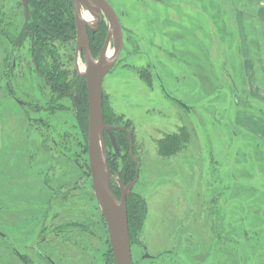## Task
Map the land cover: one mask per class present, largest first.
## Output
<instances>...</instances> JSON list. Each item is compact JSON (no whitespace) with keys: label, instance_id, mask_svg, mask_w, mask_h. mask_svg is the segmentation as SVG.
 Returning <instances> with one entry per match:
<instances>
[{"label":"rangeland","instance_id":"rangeland-1","mask_svg":"<svg viewBox=\"0 0 264 264\" xmlns=\"http://www.w3.org/2000/svg\"><path fill=\"white\" fill-rule=\"evenodd\" d=\"M108 1L120 16L124 46L104 80V107L111 124L133 133L140 175L132 193L147 205L133 260L264 264V234L254 235L264 232V51L251 50L264 36V0ZM4 2L8 12L17 4ZM109 46L113 51V40ZM79 66L85 72L83 54ZM29 77L34 89L39 79ZM51 94L46 85L43 99ZM36 97L29 89L26 100L43 101ZM63 104L64 111L45 113L53 127L43 129L41 155L37 131L20 130L19 109L0 110V231L7 234L0 236V264H21L12 245L21 251V221L30 230L40 208L45 232L73 219L92 225L84 256L44 246L58 264H107L112 244L90 172L88 134L72 101ZM172 137L182 147L169 155L177 146ZM109 150L118 181L132 168L128 144L120 157Z\"/></svg>","mask_w":264,"mask_h":264},{"label":"trees","instance_id":"trees-1","mask_svg":"<svg viewBox=\"0 0 264 264\" xmlns=\"http://www.w3.org/2000/svg\"><path fill=\"white\" fill-rule=\"evenodd\" d=\"M4 6L5 5L1 4L0 1V28L4 27L5 24L6 26L8 24L10 26H17L14 24V22H12L13 20L11 23H4V17L6 16V10ZM23 19L22 25L19 26H23L26 29L25 33L29 43L30 55L32 59L35 60L34 67L44 75L46 83L45 85H47V87H49L52 91V94L45 98L46 105L52 108V112L54 113L64 111L65 105L63 104V101L65 99L67 100L66 92L75 94V119L79 124L80 130L87 137V134L89 133V103L87 82L84 77H81L76 72L69 70L63 64L64 61H71L73 59L71 56L70 59H67V55L71 53V51L74 52L77 38V28L74 18L72 0H29V11L26 15H24ZM16 20L19 21L18 18H16ZM108 33L109 23L104 19L100 23V26L97 30L89 32L91 50L95 57L99 56ZM9 35L11 36V32ZM251 43H253V45H251L252 53H254L256 50V53L264 51V36L263 38L260 36V41L258 43H255L254 41ZM256 59L258 62H262L261 58L259 56L257 57V54ZM27 106L38 108V105L34 102H28ZM104 115L106 122L111 124L108 121L105 107ZM34 121L38 122L37 116L28 113L27 123L31 124ZM44 128L48 130L46 123L44 124ZM113 134L120 147V154L115 152L111 139L107 134L106 137L109 152V166L112 169L111 153L113 152L109 150V147H112L114 154L120 157L122 152V144L127 142L130 162L128 164H130L132 168L126 169L118 174L124 185H127L135 179L137 171L136 162L133 160L130 154V136L126 131L120 129L114 130ZM172 138H174L173 141H175L177 144L179 138ZM44 139H47V137L44 136ZM179 144L180 143H178L177 146L173 144L175 146V151H170L169 155L173 154L182 147V145ZM112 188L115 194L120 196L119 188L115 189L114 185H112ZM128 208L130 235L133 244L136 234H138L142 229L146 219L147 205L141 197L134 196L132 193L128 198ZM236 218H238V214H236ZM248 229H250V227L247 228L245 235H248V232L252 233ZM256 232H254V235L256 236L264 234V232L261 231L259 233L258 231ZM237 234H241V231H238ZM109 259L115 263L113 254H111Z\"/></svg>","mask_w":264,"mask_h":264},{"label":"flooded vegetation","instance_id":"flooded-vegetation-1","mask_svg":"<svg viewBox=\"0 0 264 264\" xmlns=\"http://www.w3.org/2000/svg\"><path fill=\"white\" fill-rule=\"evenodd\" d=\"M0 1L1 4L5 5L4 0H0ZM16 2H17L16 7H11V6L7 7L9 11L11 9V12L5 11L7 17L6 16L4 17L5 18L4 23H11V21L13 20L12 22H14L15 25L17 26L22 25V22L24 20L23 19L24 15H26L29 11V0H28V8L25 7L23 0H16ZM72 4H73L74 18L77 28L76 13H75V6L73 0H72ZM23 11H24V15H23ZM9 13L11 14V17ZM84 14L87 15L88 12H86L83 9L82 10L83 18H84ZM89 15L91 14L89 13ZM104 17L105 18L101 17V21L99 22V25L97 27H96V19H94L95 22L93 25H91V22H88L84 19L86 22L90 24V26L88 27V32L97 30L103 19L108 22V19L106 18L105 15ZM16 18H18L19 21H17ZM17 26L14 25L10 26L9 24L6 26L5 24L4 27L0 28V110L1 109L4 110L8 106H9L8 109H13V110H16L17 108L19 109L20 114L23 116V118H25V122H22L21 121L22 118H20L21 121V124H19L20 130H25V129L30 130L34 128L37 131V139L35 140V143L37 149H39L37 152H39L40 153L39 155H41L43 151V143H44V133H43V129H45L44 124L46 123L48 130H52L51 128L53 127L52 123H47L45 113L54 114V112H52L53 110L52 108L46 105V100L43 99L44 87L46 86L43 84V82H45V79H44V75L41 74L37 70V68L34 67L35 60L32 59L30 55L29 43L27 41V37L25 33L26 29L23 26L22 27L21 26L17 27ZM10 32H11V36L9 35ZM107 37L102 46L99 56L98 57L94 56L96 59L100 58V55L102 54V51L106 45ZM77 45H78V29H77L75 50L74 52L71 51V53L67 55V59H70V56L71 57L74 56V59H72L71 61L66 60L63 62V64L69 70L74 71L79 76L83 77L82 75L79 74V70H80L79 56L80 54H83L85 61L86 58L83 48H81L79 52L77 51ZM71 63H74L75 65V68H73L74 70L67 67V65H70ZM32 73H35V75H37V78L39 79L34 89L31 87L33 85L30 84L32 83V81L29 77V75ZM28 79H30V83L28 82ZM29 89L30 91L33 92L35 96H37L36 98L39 99V101L43 100L40 103L31 101L37 104L38 108L27 106L28 101L26 100V97ZM66 95H67V99L72 101V107L75 108L74 106V98L76 99L75 94L66 92ZM28 113L34 115L36 114L39 122L37 125L33 126V123L31 124L26 123ZM37 156L38 155L35 154V157ZM114 180L115 182H113ZM114 180L112 181V185H114L115 189L119 188L120 196L118 197L121 198V189L119 183L116 179ZM38 186L39 187L36 188V192H35L36 196H39L43 193L44 190L43 181H41ZM33 188H34L33 186H30L31 190ZM58 195L60 194L58 193ZM36 206H38V204ZM41 209L42 208L35 209L36 213L33 215L34 217L32 216L33 219L31 217L32 219L31 223L32 224L33 222L35 223L33 224L34 229L33 227H31L30 230L28 229L29 225L26 222L27 221L26 218H24V221H21L22 224L23 222H25L22 225L23 226L22 242L24 244L21 248V251L17 250V248L13 245L11 248V244L9 243L7 245L9 249L11 248V250L13 249L16 252V254L20 259L21 264H44L45 261L48 262L49 264H58V262H56L53 256L47 252V248L44 246H50L51 249L56 248L59 250V253H61L62 256H66V257H69V255L73 256L75 253H78L82 256L86 255V253L89 251L91 238L92 236H94V234L92 235L91 223L73 219L71 221H63L61 224L59 223L54 224L53 225L54 227L51 230H47V232H45L46 225L44 226V223L47 221H45L44 217L46 215L41 214ZM26 210H28V208H26ZM71 211H72L71 208L68 209L67 214L71 213ZM34 232L35 234L32 237V234ZM50 234H53L54 238L52 241L49 242L47 235ZM0 236H2V238L4 239L7 238L6 233ZM61 237L63 238L61 239ZM31 240L34 241L32 242ZM111 254H113V258H114V252L112 248L110 250V253H108V257L106 258V260H108L107 264H116V262L113 263L109 259ZM161 255L162 254H160L159 256L161 257ZM147 256L152 258L157 257V256H150V254H148ZM181 263H183V261ZM133 264H136L134 260H133Z\"/></svg>","mask_w":264,"mask_h":264},{"label":"water","instance_id":"water-1","mask_svg":"<svg viewBox=\"0 0 264 264\" xmlns=\"http://www.w3.org/2000/svg\"><path fill=\"white\" fill-rule=\"evenodd\" d=\"M23 2L28 8V0H23ZM73 2L78 29L77 51L79 52L83 48L87 62V70L85 72L79 70V74L86 78L88 87V149L93 185L96 196L103 207L116 264H133L128 198L139 180V163L134 154V137L131 131L124 126L111 125L106 122L103 102L104 80L121 55L124 46V30L118 12L108 0H73ZM83 9L95 17L96 27L99 25L103 13L108 19L109 33L103 51L111 40L114 41V50L107 60H103V53L99 59H96L92 53L88 32L90 24L83 18ZM117 129L124 130L129 134L130 154L137 165L136 176L132 182L124 185L123 181L118 179L121 198L115 194L112 188V170L109 166L106 137L108 134L115 152L120 154V147L113 134V131ZM0 235H4V233L0 231Z\"/></svg>","mask_w":264,"mask_h":264},{"label":"bare ground","instance_id":"bare-ground-1","mask_svg":"<svg viewBox=\"0 0 264 264\" xmlns=\"http://www.w3.org/2000/svg\"><path fill=\"white\" fill-rule=\"evenodd\" d=\"M84 19H85L86 21H88V22H92V21L95 19V17L92 16V15H89V13H88L87 15L84 14ZM111 54H112V50L110 49L109 44H107V46H106V48H105V50H104V52H103V60H107V59H109L110 56H111ZM84 70H85V71L87 70V66H86V68H85Z\"/></svg>","mask_w":264,"mask_h":264},{"label":"crops","instance_id":"crops-1","mask_svg":"<svg viewBox=\"0 0 264 264\" xmlns=\"http://www.w3.org/2000/svg\"><path fill=\"white\" fill-rule=\"evenodd\" d=\"M253 75H254V72H252V74H251V78H252V80H253Z\"/></svg>","mask_w":264,"mask_h":264}]
</instances>
